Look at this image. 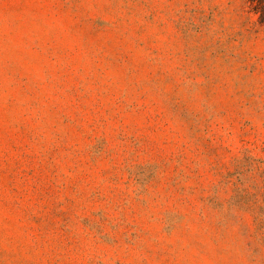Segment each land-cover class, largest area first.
Segmentation results:
<instances>
[{
	"label": "rangeland",
	"instance_id": "rangeland-1",
	"mask_svg": "<svg viewBox=\"0 0 264 264\" xmlns=\"http://www.w3.org/2000/svg\"><path fill=\"white\" fill-rule=\"evenodd\" d=\"M0 264H264L247 0H0Z\"/></svg>",
	"mask_w": 264,
	"mask_h": 264
},
{
	"label": "trees",
	"instance_id": "trees-1",
	"mask_svg": "<svg viewBox=\"0 0 264 264\" xmlns=\"http://www.w3.org/2000/svg\"><path fill=\"white\" fill-rule=\"evenodd\" d=\"M251 9L258 15L259 22L264 24V0H247Z\"/></svg>",
	"mask_w": 264,
	"mask_h": 264
}]
</instances>
